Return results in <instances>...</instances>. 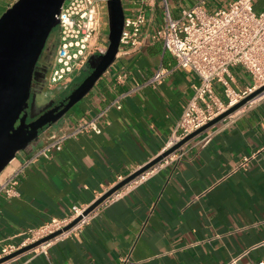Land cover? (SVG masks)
<instances>
[{
  "label": "crops",
  "instance_id": "crops-1",
  "mask_svg": "<svg viewBox=\"0 0 264 264\" xmlns=\"http://www.w3.org/2000/svg\"><path fill=\"white\" fill-rule=\"evenodd\" d=\"M14 1L0 0V15ZM231 1L166 3L171 16L178 17L196 4L213 12ZM121 4L124 18L144 14L143 46L119 47L90 91L61 119L43 128L35 142L18 151L7 172L42 144L43 134L59 133L90 119L97 121L101 132L68 138L49 158L23 165L17 175L18 195H0V250L17 244L29 228L68 215L72 206L91 204L159 155L198 84L189 69L174 68L175 58L160 40L150 39L163 24V0H121ZM253 8L263 11L264 0H253ZM107 43L102 46L107 48ZM159 67L174 69L160 83L146 84ZM88 72L89 68L72 76L56 91L75 88L79 82L74 81ZM230 75L236 89L252 84L240 66L231 67ZM213 88L222 98L221 85L214 82ZM40 93L44 105L52 101L45 91ZM181 152L146 180L123 187L119 197L99 205L87 223L44 250L29 249L0 264H255L264 260V99L199 131L183 143Z\"/></svg>",
  "mask_w": 264,
  "mask_h": 264
},
{
  "label": "built area",
  "instance_id": "built-area-1",
  "mask_svg": "<svg viewBox=\"0 0 264 264\" xmlns=\"http://www.w3.org/2000/svg\"><path fill=\"white\" fill-rule=\"evenodd\" d=\"M163 7V24L150 34V39L160 40L164 48L174 56V68L189 69L197 76L198 84L187 99L160 154L264 86V10L256 12L253 0H232L227 7L213 12L206 11L201 4H196L183 10L178 17L171 16L166 0H163ZM56 18L57 43L46 74V86L50 89L66 84L72 76L79 74L92 54L101 55L106 51L105 47L97 43L100 21L96 0H63ZM144 23L143 13L124 18L119 47L126 50L141 48L144 41L141 34ZM233 66L242 67L250 75V86L236 89L231 85L230 68ZM174 68L159 67L145 83H160ZM214 82L221 85L222 98L215 93ZM261 99H264V89L242 107ZM115 106L117 109L121 108V104L116 101ZM84 132L100 133L101 129L95 119H90L67 126L59 133L43 134L42 144L20 166L0 179V195L17 196V175L23 165L39 157L49 158L53 151L62 149L66 139ZM182 146L183 144L162 157L123 187L139 184L163 165L177 160L182 154ZM122 188L110 194L99 205L117 199ZM89 205H74L68 215L52 218L48 222L29 228L22 233L23 238L17 244L4 245L0 250V257L62 230L80 217L70 229L34 248L44 250L52 241L67 235L93 218L99 205L83 215ZM255 264H264V260Z\"/></svg>",
  "mask_w": 264,
  "mask_h": 264
},
{
  "label": "water",
  "instance_id": "water-1",
  "mask_svg": "<svg viewBox=\"0 0 264 264\" xmlns=\"http://www.w3.org/2000/svg\"><path fill=\"white\" fill-rule=\"evenodd\" d=\"M105 1L108 17L106 51L101 55L92 54L88 58L86 65L89 72L74 89L65 95L60 103L45 110L37 118L27 123L28 100L35 75L36 62L48 35L53 28L57 27L56 15L63 0H15L0 15V173L18 151L24 150L30 142L38 137L40 130L61 119L74 103L88 93L95 81L112 63L119 48L124 13L121 0ZM263 89L264 86H261L253 91L206 125L114 184L93 201L84 210L83 215L92 211L110 194L122 188L138 174L181 146L193 135L242 107ZM79 219L80 217L76 218L62 230L1 257L0 263L24 251L33 249L41 242L70 229Z\"/></svg>",
  "mask_w": 264,
  "mask_h": 264
},
{
  "label": "rangeland",
  "instance_id": "rangeland-1",
  "mask_svg": "<svg viewBox=\"0 0 264 264\" xmlns=\"http://www.w3.org/2000/svg\"><path fill=\"white\" fill-rule=\"evenodd\" d=\"M96 1L98 3V12H99V21H100L99 37L97 43L98 45L102 46V45H106L107 42L106 39L108 34L107 7L105 0H96ZM56 32H57V27L53 28L52 31L50 32L35 67V75L32 81L30 97L28 100L27 121H31L37 118L42 112L51 108L55 103V101L67 95L71 91V89L74 88L73 87L70 90L67 89V91L66 90L56 91L57 88L50 89L46 86V70L49 68L54 54V52L50 50L54 49V46L52 45V39H53V35ZM103 39L106 40V42H104ZM87 68L88 67L86 65L85 68L82 69L81 73L84 72ZM83 78L84 77L79 78L78 80L76 79L74 82L80 83ZM40 91H45L47 95L51 98L52 101H50L49 104L44 105L42 103L44 99L42 98L43 95L40 93ZM35 140H33L32 142H35ZM32 142H30L29 144H31Z\"/></svg>",
  "mask_w": 264,
  "mask_h": 264
},
{
  "label": "flooded vegetation",
  "instance_id": "flooded-vegetation-1",
  "mask_svg": "<svg viewBox=\"0 0 264 264\" xmlns=\"http://www.w3.org/2000/svg\"><path fill=\"white\" fill-rule=\"evenodd\" d=\"M49 36V35H48ZM57 37H58V35H57V32L53 35V39H52V45L54 46V49L53 50H50V51H52V52H54V50H55V46H56V43H57ZM48 38V37H47ZM47 40V39H46ZM46 43V42H45ZM45 45V44H44ZM44 48V47H43ZM43 50V49H42ZM42 52V51H41ZM40 55H41V53H40ZM40 55H39V57H40ZM39 57H38V59H39ZM38 61V60H37ZM36 64H37V62H36ZM47 71H48V69L46 70V74H47ZM65 96H63L62 98H60V99H58L57 101H55V103L53 104V106H55L56 104H58V103H60L61 102V100H63V98H64ZM27 122H29V121H27L26 120V123ZM45 128V127H44ZM43 130V129H42ZM41 131V130H40ZM39 131V132H40ZM39 132H38V134H39Z\"/></svg>",
  "mask_w": 264,
  "mask_h": 264
},
{
  "label": "bare ground",
  "instance_id": "bare-ground-1",
  "mask_svg": "<svg viewBox=\"0 0 264 264\" xmlns=\"http://www.w3.org/2000/svg\"><path fill=\"white\" fill-rule=\"evenodd\" d=\"M9 169H10V164H8V165L4 168V170L2 171V173L0 174V179L3 178L4 175H7V173H9V172H7Z\"/></svg>",
  "mask_w": 264,
  "mask_h": 264
}]
</instances>
